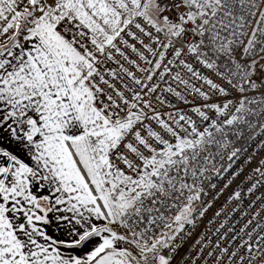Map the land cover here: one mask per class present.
I'll list each match as a JSON object with an SVG mask.
<instances>
[{"label":"snow or ice","instance_id":"1","mask_svg":"<svg viewBox=\"0 0 264 264\" xmlns=\"http://www.w3.org/2000/svg\"><path fill=\"white\" fill-rule=\"evenodd\" d=\"M10 31L0 141L23 157L0 143V264H174L264 135V0H0ZM245 182L180 264H264V204L228 227L264 159Z\"/></svg>","mask_w":264,"mask_h":264},{"label":"built area","instance_id":"2","mask_svg":"<svg viewBox=\"0 0 264 264\" xmlns=\"http://www.w3.org/2000/svg\"><path fill=\"white\" fill-rule=\"evenodd\" d=\"M264 140V135H261L257 137L255 141H252L250 144L247 145L248 152L247 155H252L254 152L256 153L255 156L253 157V160L251 164H245V159L242 158L238 163L233 167L231 172L228 173V176L230 177L233 172H236L238 169L243 167V171L241 174L233 181L232 185L225 190L224 194L217 200L214 204L212 209L207 213V215L203 218V220L200 222L199 226L193 231L192 236L189 237L183 247L180 249L179 254L176 257V260L174 261V264H180V261L182 258L186 255H188L189 249L192 248V245L195 244V241L200 238V235L202 233H205L208 231L209 227L211 228L212 231H214L221 220L224 219V215H226L228 212H231L232 208L236 206L237 202H233L232 204L228 205V207L225 210V214L222 215L220 218L216 219V222L209 225L208 221L214 218V213L215 211L219 210V208L225 204V201L228 197V195L231 194L234 190L238 188V186L243 187V189L247 190V188L250 186L247 182H245V177L251 174L252 168L257 166L258 161L261 159H264V148H260V141ZM217 181L214 180L213 183H216ZM227 182V177L225 178L224 181H220L218 184V188L216 190H211L209 189V196L206 198L208 200L212 199V196L215 194V191H219L220 187H223V184ZM264 194V188L259 189L257 192L252 194L251 196L245 197L243 201V205L240 209V211H237L229 221L228 227H231L233 223L237 220H239V223L236 224V228L238 229L241 227L244 223L247 222V220L251 219V215L256 213L262 204H264V199L257 201L255 205H253L251 208L249 207L250 201L255 200L256 196H260ZM247 211L248 215L245 216L243 219H241V212ZM260 220H264V211L260 212L259 216ZM255 221L253 222V227L255 226ZM223 231V230H222ZM209 235H211V232H208ZM213 240L216 239L215 236L212 237Z\"/></svg>","mask_w":264,"mask_h":264},{"label":"crops","instance_id":"3","mask_svg":"<svg viewBox=\"0 0 264 264\" xmlns=\"http://www.w3.org/2000/svg\"><path fill=\"white\" fill-rule=\"evenodd\" d=\"M11 35L12 32L10 31L7 34V36H0V44H4L6 41H8V37ZM21 42H23L22 36H21ZM0 143H2L4 147L8 148L9 150L23 157V150L21 149V147L16 142L8 140L6 135L4 137V140L0 141ZM58 215H60V213L58 212L49 214V219L51 222L47 226V231L49 235H53L57 238H64L67 225L63 222H59V226H58V222L55 219V217Z\"/></svg>","mask_w":264,"mask_h":264},{"label":"trees","instance_id":"4","mask_svg":"<svg viewBox=\"0 0 264 264\" xmlns=\"http://www.w3.org/2000/svg\"><path fill=\"white\" fill-rule=\"evenodd\" d=\"M214 182V181H213Z\"/></svg>","mask_w":264,"mask_h":264}]
</instances>
